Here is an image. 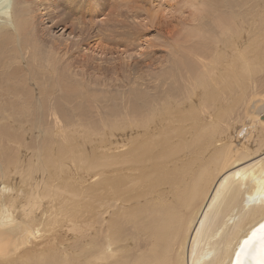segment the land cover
<instances>
[{
  "label": "rangeland",
  "instance_id": "374dc122",
  "mask_svg": "<svg viewBox=\"0 0 264 264\" xmlns=\"http://www.w3.org/2000/svg\"><path fill=\"white\" fill-rule=\"evenodd\" d=\"M187 1L0 0V7L13 8L11 15L21 12L31 49L21 63L27 72L0 94V176L85 174L84 167L94 174H136L140 134L160 110L192 111L186 117L192 121L203 117V106L228 97L238 99L225 121L246 130L237 143L260 147L264 0H222L224 16L214 18ZM205 2L215 6V0ZM246 45L255 55L260 49L261 57L242 73L231 56ZM16 50L10 47L14 56ZM93 155L96 165H90ZM15 255L0 264H18Z\"/></svg>",
  "mask_w": 264,
  "mask_h": 264
},
{
  "label": "bare ground",
  "instance_id": "6f19581e",
  "mask_svg": "<svg viewBox=\"0 0 264 264\" xmlns=\"http://www.w3.org/2000/svg\"><path fill=\"white\" fill-rule=\"evenodd\" d=\"M187 2L213 18L224 7L222 0L214 7L205 0ZM10 8L0 7V83L8 87H0V94L6 95L27 72L21 63L31 52L21 12L11 15ZM233 50L231 62L241 64L242 73L248 61L261 57L251 45ZM231 98L203 106V117L192 121L186 118L192 111L160 110L152 125L143 126L136 174H94L89 167L85 174L23 179L2 174L0 261L16 253L18 264H236L238 256L244 264H257L264 225V141L260 138L254 151L237 143L246 130L225 121L238 99ZM243 137L253 144L249 133ZM94 157L90 165H96Z\"/></svg>",
  "mask_w": 264,
  "mask_h": 264
},
{
  "label": "snow or ice",
  "instance_id": "6c2138e0",
  "mask_svg": "<svg viewBox=\"0 0 264 264\" xmlns=\"http://www.w3.org/2000/svg\"><path fill=\"white\" fill-rule=\"evenodd\" d=\"M260 232H261L260 249H259L257 264H264V225L260 226ZM253 237L255 238V233L253 234ZM245 243L247 244L248 242L246 241ZM236 264H244V262L240 260L239 256L237 257Z\"/></svg>",
  "mask_w": 264,
  "mask_h": 264
}]
</instances>
